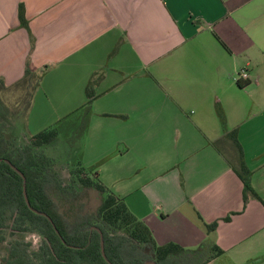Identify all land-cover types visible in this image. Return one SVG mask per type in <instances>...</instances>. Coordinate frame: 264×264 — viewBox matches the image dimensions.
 <instances>
[{
	"label": "crops",
	"instance_id": "1",
	"mask_svg": "<svg viewBox=\"0 0 264 264\" xmlns=\"http://www.w3.org/2000/svg\"><path fill=\"white\" fill-rule=\"evenodd\" d=\"M29 60L43 72L29 115L37 109L51 125L83 107L93 86L71 163L110 157L101 180L159 245L196 250L210 239L225 251L218 264H264V205L245 198L216 111L238 129L264 200V0H0V78L15 84ZM243 69L250 81L238 79Z\"/></svg>",
	"mask_w": 264,
	"mask_h": 264
},
{
	"label": "trees",
	"instance_id": "2",
	"mask_svg": "<svg viewBox=\"0 0 264 264\" xmlns=\"http://www.w3.org/2000/svg\"><path fill=\"white\" fill-rule=\"evenodd\" d=\"M19 21L22 28L29 29L23 4L19 6ZM42 80L43 72L33 70L30 60L24 77L15 84L8 86L0 78V115L15 118L23 111H30ZM86 95L87 102L83 107L47 129L27 134L25 145L13 144L7 137L5 124H0V240L15 239L0 264H200L204 257H207L205 263L210 264L223 256L225 251L210 239L196 250L185 249L176 243L159 245L151 229L131 212L125 199L101 180L99 168L110 157L86 167L80 155L69 168L70 183L63 181L56 168L57 160L48 149L56 146L60 138L73 144L86 136L93 116V103L98 98L92 85H88ZM216 111L224 137L236 148L238 160L234 170L245 186V198L253 196L264 205V200L253 189L252 172L246 165L238 129L227 130V118L218 103ZM7 161L25 175L26 183ZM25 184L31 207L25 199ZM76 186L84 190L95 189L104 195L97 211L86 212L80 208L71 218L61 210L56 197L77 201L81 194ZM202 222L208 233L218 227L217 222ZM30 233L42 237L35 250L25 242V235Z\"/></svg>",
	"mask_w": 264,
	"mask_h": 264
},
{
	"label": "rangeland",
	"instance_id": "3",
	"mask_svg": "<svg viewBox=\"0 0 264 264\" xmlns=\"http://www.w3.org/2000/svg\"><path fill=\"white\" fill-rule=\"evenodd\" d=\"M45 101L40 100L37 102L43 104ZM46 106H49V103H45ZM24 110V108H23ZM5 124V131L7 137L15 145H25L28 143V135L36 134L43 130V128L51 127L53 119L50 118H40L38 115V110L32 111L29 115V111H23L15 118L3 117L0 115V124ZM26 132V133H25ZM56 146L48 149V153L55 157L57 160V170L59 171L61 178L66 184L70 183V174L69 168L71 166V160L75 154L72 150L71 143L67 140L60 138L56 143ZM81 196L77 201H66L62 197L57 196L56 200L58 201L61 210L67 214V216L74 218L75 215L79 212L80 208H84L86 212H95L100 207L104 195L95 189L84 190L80 186H76ZM15 240L14 238L8 237L5 241L0 240V259L6 257L9 254L11 248V242ZM30 243V242H28ZM41 243V242H40ZM31 244V243H30ZM39 246V245H38ZM37 246V247H38ZM31 250H35L32 247ZM207 257H204L200 264H206ZM210 264H218L214 260Z\"/></svg>",
	"mask_w": 264,
	"mask_h": 264
},
{
	"label": "water",
	"instance_id": "4",
	"mask_svg": "<svg viewBox=\"0 0 264 264\" xmlns=\"http://www.w3.org/2000/svg\"><path fill=\"white\" fill-rule=\"evenodd\" d=\"M0 162H2V160H0ZM7 163H9L12 168L17 171L21 176L22 178L24 179L25 183H26V177L25 175L16 167L14 166L10 161H7ZM24 195H25V199H26V202L27 204L29 205V207H31V203H30V200H29V197H28V193H27V187H26V184L24 185ZM44 216H47L45 213H43ZM51 220V219H50ZM58 232V231H57ZM59 233V232H58ZM103 255L104 257H106V254H105V248H104V243H103ZM151 264H155V263H151Z\"/></svg>",
	"mask_w": 264,
	"mask_h": 264
},
{
	"label": "clouds",
	"instance_id": "5",
	"mask_svg": "<svg viewBox=\"0 0 264 264\" xmlns=\"http://www.w3.org/2000/svg\"><path fill=\"white\" fill-rule=\"evenodd\" d=\"M42 237L37 233H30L25 235V242H30L32 248L35 249L40 244Z\"/></svg>",
	"mask_w": 264,
	"mask_h": 264
},
{
	"label": "built area",
	"instance_id": "6",
	"mask_svg": "<svg viewBox=\"0 0 264 264\" xmlns=\"http://www.w3.org/2000/svg\"><path fill=\"white\" fill-rule=\"evenodd\" d=\"M238 79H244L246 81H250V74L247 69L240 70L238 73Z\"/></svg>",
	"mask_w": 264,
	"mask_h": 264
}]
</instances>
